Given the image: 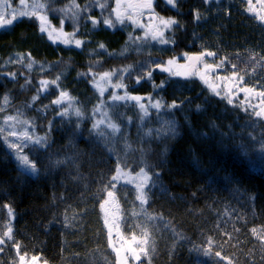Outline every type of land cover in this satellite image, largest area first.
Wrapping results in <instances>:
<instances>
[{"label": "trees", "instance_id": "1", "mask_svg": "<svg viewBox=\"0 0 264 264\" xmlns=\"http://www.w3.org/2000/svg\"><path fill=\"white\" fill-rule=\"evenodd\" d=\"M39 1L47 24L81 43L52 41L35 14L0 27V264H117L109 200L136 264H264V174L204 135L228 129L211 100L204 115L179 108L199 107L206 88L193 77L168 86L160 70L150 79L165 86L137 83L178 51L117 20L111 0ZM99 73L131 96L161 94L163 106L145 114L108 99L92 83ZM119 167L144 170L146 183L116 180Z\"/></svg>", "mask_w": 264, "mask_h": 264}, {"label": "rangeland", "instance_id": "2", "mask_svg": "<svg viewBox=\"0 0 264 264\" xmlns=\"http://www.w3.org/2000/svg\"><path fill=\"white\" fill-rule=\"evenodd\" d=\"M166 1V0H165ZM112 2V13L119 21H129L136 28L141 29V33L145 36H152L154 40H157L160 44L164 45L167 43L170 46L167 48H172L177 50L174 46V27L171 17L166 14L167 18H157L155 21L149 23L144 22L143 25L140 24L139 19L131 15V6L127 0H111ZM149 0L148 3H151ZM172 6V4H171ZM171 13V12H170ZM36 15V18L40 21L41 29L48 35V37L58 43L71 46H79L81 41L77 38L75 33L66 32L62 28H55L51 24H47L45 21V15L43 13V6L40 4L39 0L28 1V0H0V27L10 24L18 16L22 15ZM171 14H174L172 12ZM142 28H149L150 33H144ZM157 29V32H155ZM187 39V38H185ZM188 40L186 41V43ZM192 43V41L188 42ZM264 55V54H262ZM187 54L185 55V57ZM177 57H172L164 61V64L158 65V67H153L151 64L149 68V73L145 68L138 67L146 70V78L137 80L139 85H144L145 82L152 88L158 89L166 84L160 83L157 85L154 83V78H151V73L154 75L153 71L160 70L161 72L172 77V80L166 78L163 81L169 84H175L179 82V79L187 80L191 76L185 68H179L176 63ZM264 61V58L262 59ZM128 63V61H126ZM129 64V63H128ZM144 73V71L142 72ZM155 76V75H154ZM156 77V76H155ZM115 80L114 75L110 73H99L93 75L92 83L97 88L102 95H109L108 99L111 100H126V101H136L143 111V113L148 114L151 110H159L163 106L164 98L161 94L154 92L153 94L147 95H137L131 96L129 92L125 91L126 84L122 81ZM185 82V81H184ZM205 92H199L197 95L204 99L203 103L199 107H192V98L185 103H179V108L184 110L183 116L188 118L190 116V110H201V115L205 112L203 109L209 106L207 99L212 100L218 108V114L221 113L220 123L227 126V131H222L216 123L211 127H208V131L204 134L205 136H216L221 142H224L226 146L231 147L236 150L239 155L245 158V161L250 165L251 168L255 169L264 174V110L261 109L255 99V95L248 93V99L253 102L252 108L247 107V103L244 101H233L230 104L226 103L221 96L215 91V89L207 87ZM179 89V88H178ZM194 92V90H190ZM215 98L213 99V97ZM253 98V99H251ZM56 102H60V97H57ZM211 106V105H210ZM230 121L232 123L228 122ZM104 118H99L97 123H103ZM13 132H17L13 129ZM29 165H31L28 162ZM115 179L120 182H125L126 184H133L134 186H140L146 183L147 176L144 170H140L138 173L130 174L127 170L119 167L115 173ZM113 204L111 201H107L104 204V211L107 213V226L109 230V237L111 243L115 245L116 248V258L117 264H136L140 258L141 254L135 249L132 244L122 237L121 233L115 229L111 223L115 220V215L112 211ZM26 264H46L41 261L38 257H32L25 259Z\"/></svg>", "mask_w": 264, "mask_h": 264}, {"label": "flooded vegetation", "instance_id": "3", "mask_svg": "<svg viewBox=\"0 0 264 264\" xmlns=\"http://www.w3.org/2000/svg\"><path fill=\"white\" fill-rule=\"evenodd\" d=\"M127 1L134 6L131 15L137 17L141 25L167 18L166 14L171 17L179 68H185L191 77L215 89L228 104L244 101L252 108L253 102L247 95L252 93L264 110V61L260 63L259 60V55L264 54L261 38L264 35V0ZM159 9L162 14H158ZM142 31L150 33L149 28H142ZM245 32L251 36L246 43L240 38ZM187 40L192 43H186ZM247 51L252 61L244 60ZM186 54L204 57L192 65L186 64Z\"/></svg>", "mask_w": 264, "mask_h": 264}, {"label": "water", "instance_id": "4", "mask_svg": "<svg viewBox=\"0 0 264 264\" xmlns=\"http://www.w3.org/2000/svg\"><path fill=\"white\" fill-rule=\"evenodd\" d=\"M202 57H204V55L189 54L186 59V64H196Z\"/></svg>", "mask_w": 264, "mask_h": 264}]
</instances>
